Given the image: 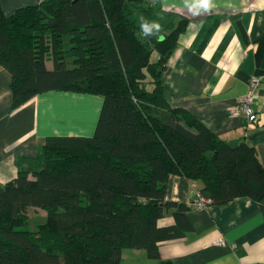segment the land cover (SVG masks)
Instances as JSON below:
<instances>
[{"label":"trees","instance_id":"1","mask_svg":"<svg viewBox=\"0 0 264 264\" xmlns=\"http://www.w3.org/2000/svg\"><path fill=\"white\" fill-rule=\"evenodd\" d=\"M142 18L160 32L144 37ZM185 24L150 0H43L10 15L0 0L12 108L52 90L102 97L91 136L47 137L0 182V264H119L124 247L155 256L156 241L189 229L188 207L165 198L170 175L199 181L213 203L264 197L254 147L228 144L164 97L162 76ZM28 208L46 213L33 229ZM168 212L175 224L158 227Z\"/></svg>","mask_w":264,"mask_h":264},{"label":"crops","instance_id":"2","mask_svg":"<svg viewBox=\"0 0 264 264\" xmlns=\"http://www.w3.org/2000/svg\"><path fill=\"white\" fill-rule=\"evenodd\" d=\"M41 1L1 0V8L10 15ZM150 2L186 20L162 76L168 104L191 113L232 146L252 145L264 168L261 87L253 122L230 110L250 79L264 76V0H211L210 9L197 15L185 6L186 0ZM45 64L52 68L51 60ZM10 81V73L0 65L1 183L14 179L47 137L91 136L102 102L100 95L52 90L12 108ZM202 187L199 181L170 175L165 198L188 207L182 214L189 229L179 237L156 241L155 256L144 247H124L119 264H264V197L255 201L240 196L223 204L211 202L207 208L189 207L196 192L210 198ZM171 212L158 218V227L175 224ZM219 238L227 244L219 245Z\"/></svg>","mask_w":264,"mask_h":264},{"label":"built area","instance_id":"3","mask_svg":"<svg viewBox=\"0 0 264 264\" xmlns=\"http://www.w3.org/2000/svg\"><path fill=\"white\" fill-rule=\"evenodd\" d=\"M261 87L262 96L264 97V76L252 77L247 85L246 92L236 100V104L231 106L230 110L234 113L241 114L248 122H253L256 119L255 103L257 99V89ZM212 202L211 198L203 197L199 192H196L193 200L190 202V207L207 208ZM217 243L219 245H226L224 238H219Z\"/></svg>","mask_w":264,"mask_h":264},{"label":"clouds","instance_id":"4","mask_svg":"<svg viewBox=\"0 0 264 264\" xmlns=\"http://www.w3.org/2000/svg\"><path fill=\"white\" fill-rule=\"evenodd\" d=\"M185 6L194 14H199L202 10L207 11L211 7V0H186ZM161 30V24L157 21H148L141 19L140 31L144 37L153 36L155 33H159ZM163 36H160V40H163Z\"/></svg>","mask_w":264,"mask_h":264},{"label":"rangeland","instance_id":"5","mask_svg":"<svg viewBox=\"0 0 264 264\" xmlns=\"http://www.w3.org/2000/svg\"><path fill=\"white\" fill-rule=\"evenodd\" d=\"M87 96L84 94V103L87 102ZM91 109H93V107H90ZM97 121V118H96ZM60 126H64V125H60ZM65 130V129H62ZM62 135V134H60ZM27 215H28V227L33 229L35 227H37V225L39 223H41L44 218H45V211L41 210V209H28L27 211Z\"/></svg>","mask_w":264,"mask_h":264}]
</instances>
